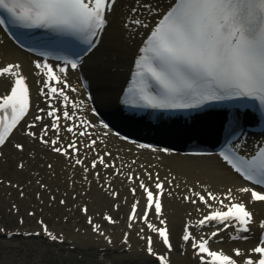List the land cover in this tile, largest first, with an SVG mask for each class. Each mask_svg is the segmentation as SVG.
Wrapping results in <instances>:
<instances>
[{
	"label": "snow or ice",
	"instance_id": "obj_1",
	"mask_svg": "<svg viewBox=\"0 0 264 264\" xmlns=\"http://www.w3.org/2000/svg\"><path fill=\"white\" fill-rule=\"evenodd\" d=\"M138 2L149 16L159 18L150 27L145 20L135 15L138 12L136 7L130 9L133 16L125 21L124 27H143L148 32L135 53L131 79L124 89L122 103L133 108L187 110L230 102V108L256 109L260 118L264 119V0H172L163 12L158 11V6H153L149 0ZM117 3L118 0H0V14L7 16V20L0 19V26L12 24L23 29H45L56 37H71L87 45V48L74 53L75 58L54 56L56 61H62L61 64L48 63L49 52H40L43 60L32 62L34 75L40 77L37 80L39 95L44 98L47 107H37V114L27 123L23 135L62 157L68 167L79 169L83 181H88L90 174L99 181L101 175L98 168H103L111 169L113 177H125L129 184L138 182L137 187L142 191L145 201L143 215H137L140 201H134L127 216V227L132 229L137 220L142 222L166 249L163 254H158L153 247V235H145V228H141L136 234L139 239L146 240L147 254L155 257L159 264H170L168 253L173 250V245L168 222L162 218L161 197L165 195V184L172 185L175 177L161 180L157 173L154 179L153 173L144 165L139 167L144 169L143 176L148 183L140 174L123 172V167L130 169L136 161L118 166V156L108 159L112 157L111 152L104 151L101 154L97 145L103 141L98 136L93 138L89 131L95 125L86 117L78 115L83 111L85 102L69 95V92H78L67 80L69 69L78 70L80 53L90 52L96 46V40L109 22L106 14L113 13ZM58 42L76 47L71 40ZM0 78L10 81V90L0 95V147H3L29 114L31 101L27 77L19 63L0 66ZM87 99L91 104L90 95ZM53 101H58L59 107ZM91 112L94 116L98 114L95 107L91 108ZM45 119L50 123H44ZM62 119L65 121L63 125ZM101 124L105 129L108 128V124L103 121ZM238 126L239 121L234 116L232 130ZM62 132L71 134L72 139L65 143ZM49 133L54 135L50 136ZM115 135L119 136V133ZM261 144L254 154L242 155L239 150L243 143L229 141L218 153L235 173L262 189L258 191L256 187L250 186L237 188L236 192L241 196L249 197L248 203L264 202V141ZM12 147L18 152H25L24 143L16 142ZM137 147L169 151L166 148L154 149L148 144H138ZM92 156L94 158L90 159ZM16 167L24 170L26 165L21 161ZM53 167L51 163L47 165L49 170ZM104 180L107 182L108 177H104ZM37 184L41 189L47 188L40 181ZM197 185L201 191L189 187L180 199L192 205L199 202L208 211L194 225L188 222L184 224L181 247L190 245L199 264H264V220L258 224L262 233L259 242L247 252L233 248L232 254H227L222 249L216 250L209 246L211 240L228 229L234 230V234L230 233L231 239H249L242 234L250 231L249 226L254 223L253 213L242 199L234 195L233 189L229 188L221 196L207 191L206 186L199 182ZM137 187H131L129 191L135 195ZM108 192L113 199H118L119 193L111 190L110 183ZM166 194L169 197L173 195L171 191ZM20 196H24L23 190ZM37 198H40L39 193ZM49 199L55 201L56 197L51 196ZM59 204H66V200H59ZM112 207L118 210L120 205L113 204ZM12 208L18 211L15 204ZM153 210L159 226L149 219ZM79 211L87 216L89 209L85 205ZM196 211L201 212V208L197 207ZM28 215L34 216L35 213L29 212ZM102 218L110 224L117 223L107 212ZM20 223H23L22 218ZM37 223L41 225L45 237L52 241H63V236L49 231L43 220ZM87 223L93 232L103 236L109 245L112 244L111 238L101 231L100 224L94 223L92 217L88 216ZM210 226L215 230L199 237L190 230ZM4 231L0 228V232ZM7 234L12 235L11 232ZM23 234L41 235L40 232ZM128 239L129 233L125 232L123 244L127 245Z\"/></svg>",
	"mask_w": 264,
	"mask_h": 264
},
{
	"label": "bare ground",
	"instance_id": "obj_2",
	"mask_svg": "<svg viewBox=\"0 0 264 264\" xmlns=\"http://www.w3.org/2000/svg\"><path fill=\"white\" fill-rule=\"evenodd\" d=\"M166 1L149 0L153 6H158V10L165 7ZM132 7L138 9L135 15L145 20L146 23L147 19L154 17L149 16L141 8L138 0H118L114 6V12L106 15L109 22L105 27L100 44L90 56L91 67L69 71L67 74V78L78 89L77 93H70L74 98L78 97L85 102V113H88L90 104L78 83L80 74L84 75L94 87V100L100 94L108 97L115 96L118 92L117 85L124 81L128 73L133 51L147 32V29L143 27H124L125 21L133 16L130 12ZM106 60H108L109 70L105 66ZM32 62L33 58L29 54L14 47L0 32V66L7 63H19L23 74L27 77L26 82L32 94L33 104L43 107L39 86L36 85L40 77L34 75ZM105 72L108 74L106 77ZM94 75L99 76L101 82H96ZM9 84L10 81L7 78H0V95L6 93ZM99 84L101 86L98 90L96 87ZM62 121L63 119L61 124ZM198 131L201 130L198 129ZM61 135L63 138L67 135L71 136L66 132H62ZM106 136L105 146L97 145L101 154L104 151L111 152L112 157L108 159L118 156L120 158L117 160L118 166L130 164L133 158L136 161L130 169L123 167V172L131 171L134 175L140 173L146 180L143 176L144 169L139 167L142 164L153 175L155 170L159 171L161 180L175 177L172 185L165 184L173 195L164 196L162 211L163 215L168 218L169 230L171 238L176 243L175 246L180 243L178 237L184 220L189 212L194 211L195 207L180 199L178 196L180 191L187 192L190 186L194 190L200 189L197 185L199 182L206 186L207 191L223 193L231 188L237 196L247 199V195L241 196L236 192L237 188L243 186V182L215 156L166 155L159 156V158L147 151H137L132 145L123 143L110 135ZM13 139V142L25 144V152L21 153L13 147L6 146L0 157V178L4 181L0 184V228L5 230L0 232V264H154L151 257L146 255L145 240L139 239L136 234L141 228H146L145 225L137 220L132 229L127 227L130 203L142 198L141 191H138L135 197L129 191L128 187L131 185L136 187V182L135 186L130 185L125 177H113L111 169L104 170L103 168H98L101 175L99 181L95 180L92 174L89 175L88 181H83L79 169L68 167L66 160L52 153L39 142L17 131ZM21 161L26 165L24 170L16 167ZM14 162L15 165H13ZM49 163L54 166L52 170L47 168ZM106 173H108L107 182L104 180ZM37 181L47 185V188L41 189ZM107 183L112 186L111 190L119 193L118 199H113L109 195ZM11 185H17V187ZM21 190L24 192L23 197L20 196ZM37 193L40 194L39 199ZM74 195L75 199H73ZM51 196H55L56 200L51 201L49 199ZM61 199L66 200V204L60 205L59 200ZM115 203L120 205L118 210L112 207ZM12 204L17 206L18 211L13 210ZM85 205L89 209L87 216L101 223V230L112 240L111 245L104 240L103 236L91 232L90 226L85 222L87 216L79 211V208ZM250 207L255 224L264 219V202L253 203ZM141 210L140 208V212H137L138 216L142 214ZM29 212H34L35 215L29 216ZM105 212L112 215L117 223H106L102 218ZM19 217H22L23 223L19 222ZM40 220H43L49 231L57 236L62 235L63 241L47 240V237L43 235L41 225L37 223ZM37 230L41 233L37 237L23 234L35 233ZM11 231L15 233L7 237V233ZM125 232L129 233L127 245L123 244ZM255 234H253L254 241L257 239ZM253 239L244 243L234 242L232 245L229 243V246L239 245L248 248L252 246L250 243L254 242ZM219 245L223 247L226 244ZM181 250L182 248L178 247L177 250L172 251L173 253H169L170 264L196 263L188 248L184 249L183 254Z\"/></svg>",
	"mask_w": 264,
	"mask_h": 264
},
{
	"label": "rangeland",
	"instance_id": "obj_3",
	"mask_svg": "<svg viewBox=\"0 0 264 264\" xmlns=\"http://www.w3.org/2000/svg\"><path fill=\"white\" fill-rule=\"evenodd\" d=\"M1 181V180H0Z\"/></svg>",
	"mask_w": 264,
	"mask_h": 264
}]
</instances>
